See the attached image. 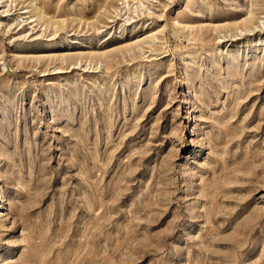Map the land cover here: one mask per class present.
<instances>
[{"label":"rangeland","instance_id":"374dc122","mask_svg":"<svg viewBox=\"0 0 264 264\" xmlns=\"http://www.w3.org/2000/svg\"><path fill=\"white\" fill-rule=\"evenodd\" d=\"M0 264H264V0H0Z\"/></svg>","mask_w":264,"mask_h":264},{"label":"bare ground","instance_id":"6f19581e","mask_svg":"<svg viewBox=\"0 0 264 264\" xmlns=\"http://www.w3.org/2000/svg\"><path fill=\"white\" fill-rule=\"evenodd\" d=\"M126 2V1H125Z\"/></svg>","mask_w":264,"mask_h":264}]
</instances>
